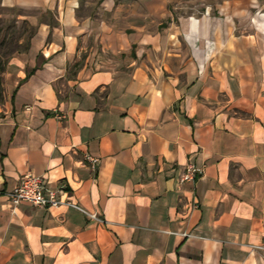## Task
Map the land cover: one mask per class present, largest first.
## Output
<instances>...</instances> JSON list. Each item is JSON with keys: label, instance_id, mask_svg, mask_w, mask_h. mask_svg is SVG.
Here are the masks:
<instances>
[{"label": "crops", "instance_id": "1", "mask_svg": "<svg viewBox=\"0 0 264 264\" xmlns=\"http://www.w3.org/2000/svg\"><path fill=\"white\" fill-rule=\"evenodd\" d=\"M217 8L0 0V264H264V13ZM24 174L82 211L11 213Z\"/></svg>", "mask_w": 264, "mask_h": 264}, {"label": "built area", "instance_id": "2", "mask_svg": "<svg viewBox=\"0 0 264 264\" xmlns=\"http://www.w3.org/2000/svg\"><path fill=\"white\" fill-rule=\"evenodd\" d=\"M85 160L89 163L91 169L94 170L96 168L97 159L86 155ZM199 173L200 169L198 167L188 164L185 168V172L180 177V181H193L195 176ZM59 195L60 191H54L47 188L41 177L31 174H24L21 176L16 186L6 193L11 213H15L17 207L21 203L53 208L66 206L82 211L70 201L62 200ZM87 214L90 218L100 220L95 213ZM254 248H260L264 251V245H257L254 246Z\"/></svg>", "mask_w": 264, "mask_h": 264}, {"label": "rangeland", "instance_id": "3", "mask_svg": "<svg viewBox=\"0 0 264 264\" xmlns=\"http://www.w3.org/2000/svg\"><path fill=\"white\" fill-rule=\"evenodd\" d=\"M229 4L231 9L244 8L249 16L257 15L259 12L264 13V0H169V6L173 9L174 13L181 17L198 16L202 14H212L218 10L217 7L223 4ZM0 12L4 13V11ZM1 13V14H2ZM0 27L5 28L7 25L6 20L8 19L1 17ZM3 20H5L3 22ZM6 38L10 35L15 39L18 37L19 33H14L9 31ZM4 35L0 34V37ZM6 50H4L5 52Z\"/></svg>", "mask_w": 264, "mask_h": 264}, {"label": "trees", "instance_id": "4", "mask_svg": "<svg viewBox=\"0 0 264 264\" xmlns=\"http://www.w3.org/2000/svg\"><path fill=\"white\" fill-rule=\"evenodd\" d=\"M2 18H0V22H1ZM5 20H3L4 22ZM7 22V25L5 26V28H1L0 27V34L3 33L4 31V35L2 37H0V100L2 98V73L4 71V66L9 58V56L15 51V50H20V49H25L26 46L21 47L17 44V42H15V38L12 37V35H10L9 38H6V36L8 35L7 33H9V31L14 32V21L10 20V21H5ZM34 33L33 30H31L29 32V37L32 36ZM4 50H6L4 52Z\"/></svg>", "mask_w": 264, "mask_h": 264}]
</instances>
